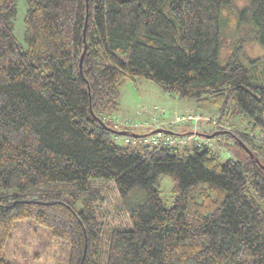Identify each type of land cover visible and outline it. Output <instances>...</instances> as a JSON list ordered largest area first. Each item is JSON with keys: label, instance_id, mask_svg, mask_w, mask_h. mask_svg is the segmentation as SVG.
Listing matches in <instances>:
<instances>
[{"label": "trees", "instance_id": "obj_1", "mask_svg": "<svg viewBox=\"0 0 264 264\" xmlns=\"http://www.w3.org/2000/svg\"><path fill=\"white\" fill-rule=\"evenodd\" d=\"M23 1L24 39L20 0H0V264L20 220L67 242L66 264H264V78L238 58L264 47V0ZM127 79L215 110L240 157L114 128Z\"/></svg>", "mask_w": 264, "mask_h": 264}, {"label": "rangeland", "instance_id": "obj_2", "mask_svg": "<svg viewBox=\"0 0 264 264\" xmlns=\"http://www.w3.org/2000/svg\"><path fill=\"white\" fill-rule=\"evenodd\" d=\"M232 3L234 10L239 13L250 2L249 0H232ZM26 8L25 1L20 0L19 15L16 20V33L20 38L25 35L23 16ZM241 33H244V29H241ZM238 58L248 68L252 69V72H255L258 77L264 78V75L260 72L261 68L256 65L257 62L253 63V60L257 59L264 63V47L257 41L244 43V48L238 52ZM121 96V109L116 114H112L111 118L112 124H114L113 127H120L118 129H121L122 133L126 129H131L138 133L137 139L139 140L144 139V136L147 135L153 136V134L173 138L177 141H180V138L190 136L193 137V140L195 138L206 140L211 139L213 136L212 139L215 142L213 147L218 151V157L222 161H225L228 157L234 159L240 157L237 146L230 145V147H227L225 144L221 145L217 141V133L213 132L212 135L208 131L213 126L216 127L215 124L219 120V114L215 110L210 108L200 109L194 100L173 96V94L164 92L157 83L146 79L125 80L121 89ZM201 115L203 117L201 121H197L196 118L192 117ZM238 123L242 122L237 120ZM220 124L232 129L229 122L223 124L220 122ZM165 128L185 133H171L167 132ZM118 140L121 144L126 142L123 139L118 138ZM161 182L160 193L163 196L164 204L171 207L174 201L171 190L173 184L171 177L162 174ZM145 196L144 191L134 189L130 193V202L136 203L143 200ZM18 222L20 228L17 227L18 231L15 230L14 237L9 242V247L5 252L7 258L18 264H66L67 252L70 247L67 242L54 238L46 227L33 221L20 220Z\"/></svg>", "mask_w": 264, "mask_h": 264}, {"label": "built area", "instance_id": "obj_3", "mask_svg": "<svg viewBox=\"0 0 264 264\" xmlns=\"http://www.w3.org/2000/svg\"><path fill=\"white\" fill-rule=\"evenodd\" d=\"M192 117L196 118L197 120L203 118L202 115L201 116H192ZM152 138L154 139L155 142H158V141L161 140V138H165V137L157 135L156 138H154V137H152ZM191 138H192L191 136L190 137L180 138V141H177V140H175L173 138H165V142L168 145L169 144H184V143H187L188 141H190Z\"/></svg>", "mask_w": 264, "mask_h": 264}, {"label": "water", "instance_id": "obj_4", "mask_svg": "<svg viewBox=\"0 0 264 264\" xmlns=\"http://www.w3.org/2000/svg\"><path fill=\"white\" fill-rule=\"evenodd\" d=\"M85 30V29H84ZM85 51H86V48H85V50H84V52H83V55H82V57H81V63H80V65L83 67V65H82V61H83V57H84V53H85ZM105 124V123H104ZM213 135V134H212ZM211 135V136H212ZM246 149H247V151H248V153L250 154V156L251 157H255L254 156V154H253V152H252V150L248 147V146H246ZM256 161H257V163H259L262 167H264V165L261 163V161H260V159H259V157L257 158L256 157Z\"/></svg>", "mask_w": 264, "mask_h": 264}, {"label": "crops", "instance_id": "obj_5", "mask_svg": "<svg viewBox=\"0 0 264 264\" xmlns=\"http://www.w3.org/2000/svg\"><path fill=\"white\" fill-rule=\"evenodd\" d=\"M128 109V107H126ZM194 140H199V138H195ZM201 140V139H200Z\"/></svg>", "mask_w": 264, "mask_h": 264}]
</instances>
